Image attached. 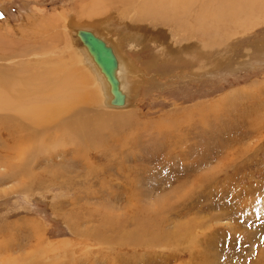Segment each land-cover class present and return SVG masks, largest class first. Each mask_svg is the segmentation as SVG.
Returning <instances> with one entry per match:
<instances>
[{"label": "rangeland", "instance_id": "374dc122", "mask_svg": "<svg viewBox=\"0 0 264 264\" xmlns=\"http://www.w3.org/2000/svg\"><path fill=\"white\" fill-rule=\"evenodd\" d=\"M101 1L0 0V69L52 49L75 62L88 29L118 48L133 93L76 108L92 127L125 115L85 143L0 111V264H264V0L247 15L206 0L195 34L139 20L142 0L94 13Z\"/></svg>", "mask_w": 264, "mask_h": 264}, {"label": "bare ground", "instance_id": "6f19581e", "mask_svg": "<svg viewBox=\"0 0 264 264\" xmlns=\"http://www.w3.org/2000/svg\"><path fill=\"white\" fill-rule=\"evenodd\" d=\"M106 1L111 0H105V2L101 1V3L97 5V8H94L93 12L100 13L109 8V2L106 3ZM123 1H125L126 4H130L132 0ZM199 1L200 0H142L137 9V14H140L139 20H143L144 17H149L153 19L154 22L160 21L163 25L169 21H173V23L176 22L181 30L184 29V24L186 23L190 28L191 34H195V24H200L203 17L213 15L210 2L206 0L199 4V9L193 14V7H195ZM233 1L235 0H227L226 4L229 5L230 2L235 7L234 9H237L236 13L245 12L247 15V13L251 14L258 8L257 1L259 0H251V2L250 0H246L248 1L246 7H243L242 4V2L245 3V0H239L237 3ZM98 8L100 9L98 10ZM126 8L127 7H123V10ZM194 15L196 20L192 23L189 18H192ZM236 21L238 22V20ZM180 28L178 29L180 30ZM221 28H223V26ZM227 29H230V27L228 26ZM78 31L79 29L74 32V41H72L76 49H74L72 43L70 45L71 49L73 47L72 56L75 58V62L68 60L69 57L56 56L57 54L55 55L54 49H52L47 50L44 59L32 65L33 67L24 65L22 69L18 70H14L10 67L0 69V84L2 85V87L0 86V111H10L18 118L27 121L30 125L33 124L38 126L40 129L38 130L40 136H44L45 133L43 132H46L50 126L55 125L59 130H68L71 132V135H74V139L77 142L85 143L90 140L92 134H98L107 122L110 120H112V122L113 120L118 121L119 118H123L125 115H121V113L107 114L108 116L106 115L105 117H96V115H94L97 121L92 127V121L88 118L87 113L82 109L76 110L81 103L90 101L91 97L93 99L94 94L97 95L98 101L103 102V104L121 107L112 104L114 96L111 83L95 61L88 47L79 37ZM94 33L105 40L106 43L113 48L117 56L118 67L116 69V77L119 81V88L126 97V105L131 98L130 91L132 89L129 91V84H127L125 60L121 58L118 48L111 43L106 36L99 33V31H95ZM37 68H41L47 72L48 81L39 80L38 77H36L35 80L25 82L24 76L34 72ZM69 112L72 113L70 114ZM25 126H27V124ZM188 244H191L190 241H187V245ZM191 248L193 249V247Z\"/></svg>", "mask_w": 264, "mask_h": 264}, {"label": "water", "instance_id": "95a60500", "mask_svg": "<svg viewBox=\"0 0 264 264\" xmlns=\"http://www.w3.org/2000/svg\"><path fill=\"white\" fill-rule=\"evenodd\" d=\"M78 34L111 83L114 96L112 104L116 106L125 105L126 97L121 92L119 81L116 77L118 59L113 48L91 30L79 29Z\"/></svg>", "mask_w": 264, "mask_h": 264}]
</instances>
